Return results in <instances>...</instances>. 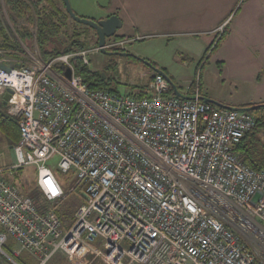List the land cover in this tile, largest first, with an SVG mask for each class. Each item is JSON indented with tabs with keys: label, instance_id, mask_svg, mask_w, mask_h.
<instances>
[{
	"label": "built area",
	"instance_id": "2783aa9c",
	"mask_svg": "<svg viewBox=\"0 0 264 264\" xmlns=\"http://www.w3.org/2000/svg\"><path fill=\"white\" fill-rule=\"evenodd\" d=\"M110 40L106 51L124 50L125 42ZM100 52L96 44L45 61L0 50V100L8 91L5 113L20 136L6 170L35 167L36 187L57 206L66 194L47 165L57 158L83 200L67 226L0 178V257L11 264L22 253L37 264L57 256L89 264L88 255L103 264H264V170L235 150L256 126L249 111L212 107L197 89L169 96L155 72L149 97L90 89L77 71Z\"/></svg>",
	"mask_w": 264,
	"mask_h": 264
},
{
	"label": "rangeland",
	"instance_id": "374dc122",
	"mask_svg": "<svg viewBox=\"0 0 264 264\" xmlns=\"http://www.w3.org/2000/svg\"><path fill=\"white\" fill-rule=\"evenodd\" d=\"M68 1L74 14L80 18L99 21L98 17L103 12H114L113 15L122 21V27L110 41L125 42L123 51H115L123 55L111 54L112 52L90 54L88 72L85 74L90 83H94L100 76L105 88L119 96H135L139 90L147 88L149 75L146 74L154 70L141 65L138 61L140 59L162 71L178 92L186 96L190 94L186 89V81L193 78V90L197 89L201 96L218 94L244 100V91L253 88L248 78L255 76L259 69V73L264 69V66H259L264 61V0ZM60 4L62 6L61 0ZM3 6L5 9V4ZM4 11L2 13L8 16ZM228 16L225 26L231 22V27L227 28L221 40L222 35L208 32L211 25H220ZM29 28L34 36L35 26ZM62 30L63 33L59 35L62 41H66V36L70 37L75 33L78 34L75 38L85 42L86 48L96 45L95 31L74 22L70 17ZM28 42L25 43L24 50L40 56L37 43L32 46ZM218 44H222V49H218ZM226 46H229L228 52L220 55ZM260 75L262 77V73ZM238 77L240 83L235 81ZM234 88L238 89L237 95L233 93ZM261 104L264 103L255 105ZM3 110L0 106V111ZM253 139V158L264 164V129L254 131ZM10 146L0 134V169L4 170L0 178L15 184L23 194L31 192L36 184V169L30 166L17 171L6 170L15 162L13 146ZM56 164L57 158L47 162L66 196L55 209L66 215L64 224L70 226L82 198L79 189L73 191L72 173H62L57 170ZM87 257L89 264H103L99 258H93L92 255ZM27 260L30 264H37L35 260ZM17 263L20 264L18 261ZM0 264L11 263L0 257ZM48 264L70 263L57 256Z\"/></svg>",
	"mask_w": 264,
	"mask_h": 264
},
{
	"label": "trees",
	"instance_id": "16d2710c",
	"mask_svg": "<svg viewBox=\"0 0 264 264\" xmlns=\"http://www.w3.org/2000/svg\"><path fill=\"white\" fill-rule=\"evenodd\" d=\"M3 1L8 13V19L5 18L4 14L0 10V50L3 51L6 56L11 58L23 59L25 50L20 43H27L33 37H35L40 56L45 61H48L61 54L70 52L75 53L86 49V43L81 42L77 38H75V36H77L78 34L74 33L70 37L66 36V41H62V38H59V35L63 33V26L66 24L67 19H69V16L65 12L63 3L61 7H57L53 0ZM10 17L22 19L25 22V25L16 28L11 23ZM9 21L10 24L8 23ZM32 25H34L36 28L34 36L29 29V27ZM110 51L120 52L121 50L111 49ZM138 61L141 63V65H143L140 60ZM87 72V67H83L78 69L77 74L82 77V79L90 89L108 90L107 88H105L103 79L100 76L97 77L94 83H90L89 80L85 77V74ZM191 87L193 90L194 84H192ZM191 87H189V89ZM167 94L169 96H174L173 90L171 88H169ZM149 96V90L145 88L139 90V92L133 97L142 98ZM183 96L185 97V95ZM212 107L214 106L212 105ZM250 107L254 106L247 105L238 109ZM3 108V112L0 111V134L9 143V146L11 145L10 147H14V145L19 142L20 138L18 121L16 119L8 117L5 113V106H3ZM249 113L255 119L256 126L251 132L243 137L240 143L236 146L235 150L242 156L245 163L252 169L264 170V164L254 159L251 152V143L254 140V131L262 128L264 129V104L255 107L253 110H250ZM33 186V190L25 194L33 199L34 203L42 212L52 209L56 212L61 221L65 222V220H67L66 215L60 214L58 211H56L55 206L49 205L43 198V195L38 190L36 185ZM18 262L20 264H30V262H28L27 260V257L24 256L19 257Z\"/></svg>",
	"mask_w": 264,
	"mask_h": 264
},
{
	"label": "crops",
	"instance_id": "0c3cea01",
	"mask_svg": "<svg viewBox=\"0 0 264 264\" xmlns=\"http://www.w3.org/2000/svg\"><path fill=\"white\" fill-rule=\"evenodd\" d=\"M62 1V0H61ZM262 1V0H261ZM53 2L56 4V6L57 7H61V4H60V0H53ZM229 9V8H228ZM132 12L133 13H135V11H134V9H132ZM105 12H103V14H100L99 15V19L98 20H103V19H106V18H108L110 15L109 14H111V15H113V14H115L114 12H112V13H109V14H104ZM86 15V14H85ZM5 16V15H4ZM230 16V15H229ZM229 16L224 20V21H222L221 23H220V25H215V27H214V25H211L210 26V30L208 31L209 33H216V34H218L217 33V30H218V28H220V27H223V32H222V36H221V38H220V40L224 37V35L226 34V31H227V28H229V27H231L230 25V23H228L226 26H225V23H226V21H227V19L229 18ZM5 18L6 19H8V16L6 17L5 16ZM11 18V19H10ZM9 19H10V21H11V23L16 27V28H19V27H21V26H24L25 25V22L22 20V19H17V18H13V17H10ZM234 18V17H233ZM10 21L8 22L9 24H10ZM121 21V20H120ZM121 23H122V21H121ZM238 24V23H237ZM14 26H13V28H14ZM122 27V26H121ZM237 28V25L235 26V29ZM30 29V28H29ZM232 30V29H231ZM30 42H31V44H32V46L33 45H35L36 44V42H35V38L33 37L31 40H30ZM29 43V42H28ZM218 43H220L219 41H218ZM21 44V46L24 48V45H26L25 43H20ZM37 45V44H36ZM220 45H222V44H220ZM219 44H218V46H220ZM224 45V44H223ZM263 45V47H264V43L262 44ZM26 48V47H25ZM24 48V49H25ZM219 50L220 49H222V46H220L219 48H218ZM228 49H229V46H226L225 48H224V50L220 53V55H222L223 56V54H225V53H227L228 52ZM264 52V51H263ZM144 65V64H143ZM145 66V65H144ZM260 67H263L264 66V61H262V64L261 65H259ZM147 67V66H146ZM148 68V67H147ZM260 72V69H259V71H257V74H255V76H253V77H250V78H248V79H250L251 80V82H252V89L251 90H249V91H244V90H242V92L244 91V97H242V98H244V100H242V99H240L239 97H232V96H223V95H213V96H211V95H207V94H205V95H203L202 94V96H204L203 98H206V99H209V98H211V99H214V100H216V102H220V104H222V105H224V106H227V107H231V108H240V107H243V106H247V105H255V104H260V103H264V69H262V71H261V73H262V77H261V73H259ZM152 74H153V72H151V73H147L146 75L148 76V78H149V81H150V78H151V76H152ZM260 75V76H259ZM237 76V75H236ZM237 78V77H236ZM235 80V79H234ZM194 81H195V79H193V78H191V79H189V80H187L186 81V89L187 90H189V92H190V94L189 95H185V97H189V96H191V95H193V93H194V91L192 90V84H194ZM235 81H237V82H241V80H240V78L238 77V79L237 80H235ZM148 84H149V82H148ZM189 87H191L190 89H189ZM147 89H148V86H147ZM233 93H235L236 95L238 94V89L237 88H234V91H233ZM199 95L201 96V92H199ZM201 96V97H202ZM211 99H209V100H211ZM0 106H1V108H3V105H2V100H0ZM4 109V108H3ZM13 156H14V153H13ZM15 158V157H14ZM14 164V163H13ZM13 164H11V165H9V167H11ZM8 167V168H9ZM21 256H24V257H27L28 259H30V261L31 260H33L30 256H28L27 254H25V253H22L21 254ZM20 256V257H21ZM56 258V257H55ZM87 259V261L89 260V258L87 257L86 258ZM101 263H103L102 261H100Z\"/></svg>",
	"mask_w": 264,
	"mask_h": 264
},
{
	"label": "water",
	"instance_id": "95a60500",
	"mask_svg": "<svg viewBox=\"0 0 264 264\" xmlns=\"http://www.w3.org/2000/svg\"><path fill=\"white\" fill-rule=\"evenodd\" d=\"M62 3L64 6V9H65V12L74 22L81 24V25H84V26H87L91 30L95 31L96 38H97L96 44L98 45V47L101 48V52L106 53V54H110L111 52L106 51L104 49V46H105L106 41L108 39L113 38L114 35L116 34V31L121 28L122 23H121L120 19L116 15H111L108 18L103 19V20H99V21H93V20H89V19L80 18L74 14L68 0H62ZM111 54L123 55V54L117 53V52H112ZM124 56H126V55H124ZM140 61L145 66L154 70L155 73L160 74L161 76H163L168 81L169 86L173 90L175 97L186 98L180 92H178V90L176 89L174 84L171 82V80L162 71L154 69L153 66L145 60L140 59ZM1 67L3 69H7L4 66H1ZM64 76H65V78L68 79L70 76L69 71L65 72ZM9 95L10 94L8 91L3 95V98H2V105L3 106L6 105V102L9 99ZM202 99L206 100L208 103L212 104L213 106H215L217 108H222V109H235V110H240V111H250V110H253L255 107H257V106H254V107L244 108V109L231 108V107L224 106V105H222L218 102H215L213 100H209L206 98H202Z\"/></svg>",
	"mask_w": 264,
	"mask_h": 264
},
{
	"label": "flooded vegetation",
	"instance_id": "af4514ba",
	"mask_svg": "<svg viewBox=\"0 0 264 264\" xmlns=\"http://www.w3.org/2000/svg\"><path fill=\"white\" fill-rule=\"evenodd\" d=\"M110 52H115V51H110Z\"/></svg>",
	"mask_w": 264,
	"mask_h": 264
}]
</instances>
